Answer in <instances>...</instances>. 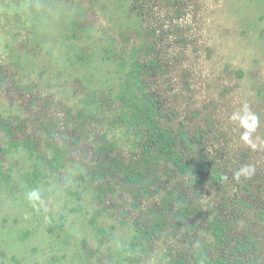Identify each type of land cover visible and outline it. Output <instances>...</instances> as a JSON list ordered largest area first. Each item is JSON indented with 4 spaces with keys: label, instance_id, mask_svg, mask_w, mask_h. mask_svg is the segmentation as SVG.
Returning <instances> with one entry per match:
<instances>
[{
    "label": "trees",
    "instance_id": "trees-1",
    "mask_svg": "<svg viewBox=\"0 0 264 264\" xmlns=\"http://www.w3.org/2000/svg\"><path fill=\"white\" fill-rule=\"evenodd\" d=\"M58 2L45 5L39 19L35 7L12 11L0 0V61L30 69L42 52H31L30 44L43 49L56 36L64 49L50 62L62 61L64 74L75 69L80 74L97 62L107 66L94 65L96 72L82 76L79 87L67 78L56 89L65 95L59 102L40 96L33 82L17 84L33 98L1 108L0 195L27 204L31 212L46 196L62 199L44 211L47 244L62 252L76 240L71 264H264L255 254L260 240L251 234L252 215L246 213L252 204L234 199L238 208L228 220L163 183L184 185L197 196L204 187L225 183L210 153L196 149L186 124L176 125L179 116L171 105L179 75L190 74L181 47L190 42L187 30L193 26L175 22L184 0H113L110 5L104 0L102 10L111 20L119 9L124 12L123 27L113 31H96L88 9L69 10ZM173 6L175 14L168 15ZM14 27L37 34L24 40V50L14 43L20 39ZM6 28L13 32L10 38ZM176 46L179 52L172 54ZM196 111L191 113L199 118ZM202 122L197 142L223 128ZM125 201L139 212L134 220L129 211L114 213L126 210ZM240 214L247 215L243 223ZM259 217L264 221L263 210ZM83 230L89 239L79 241ZM0 264L5 263L0 259Z\"/></svg>",
    "mask_w": 264,
    "mask_h": 264
},
{
    "label": "rangeland",
    "instance_id": "rangeland-1",
    "mask_svg": "<svg viewBox=\"0 0 264 264\" xmlns=\"http://www.w3.org/2000/svg\"><path fill=\"white\" fill-rule=\"evenodd\" d=\"M1 1L12 11L17 8L19 10L35 7L39 11V19L44 16L45 5L49 2L58 4L60 1L64 7L68 6L69 10L88 9L89 23L93 25L98 23L96 31L109 29L113 31L115 28L123 27L120 21L124 17V12L119 9L114 20H111L102 10L104 0ZM111 1L113 0H107V3ZM184 3L182 8H179L181 18L175 22L193 26L192 31L187 30L190 42L181 47L190 74L188 78L178 74L176 84L178 87L175 90L177 94L173 96L174 102L171 105L176 108L179 116L175 120L176 125L186 124L188 136L196 149L210 153L215 166L225 176V183L214 184L213 189V185L204 187L202 196H197L189 188L176 182L163 183L176 193L185 195L188 200H195L196 205H200L204 210L213 209V212L217 211L228 220L233 219L232 213L238 208L233 207L231 203L234 199L252 204L253 208L246 213L252 215L251 234L260 240V247L255 254L264 260V221L259 217V212L264 211V0H184ZM1 5L4 8V4ZM167 11L168 15L173 16L176 7H170ZM155 14L160 17L158 10ZM153 20L152 17L151 21ZM13 29L20 38L14 41L19 50L26 47L24 40H31L37 36L32 30L21 27ZM3 31L7 38H10L8 34L13 33L8 28ZM50 32L54 35L52 30ZM119 39L124 40L120 33ZM1 43L0 48L4 45V40ZM39 49L42 52L36 55L37 61L25 71L11 66L7 60L0 61V69L4 70V78L0 80V111L2 107L11 109L12 104L21 98L24 102L33 98L24 89L17 88L19 86L17 84L33 82L40 89V93L44 94L40 96L59 102L65 99V95L55 92L67 78L71 86L79 87L82 85V76H91V73L96 72L94 65L99 68L107 66L97 62L89 67H83L80 74L76 73L78 70L75 68V71L68 70L64 74L62 61L50 62L52 56H58L64 49L62 40L54 36L49 41V46L43 49L39 48L38 44L36 46L30 44L31 52ZM47 51H50V54ZM178 52L177 46L172 49V54ZM238 73L242 74L241 78L237 77ZM164 87L162 84L160 88L164 90ZM224 88L228 89L229 93H226ZM165 93L169 95L171 92ZM193 109H198L196 112L200 114L199 118H195L191 113ZM245 110L256 118L249 121L250 128L243 126L240 120L233 119L237 114L243 116ZM204 118L206 123L208 120L216 128H223L221 131L219 129L218 136L211 132L197 142L194 138L198 135L196 127L203 124ZM245 132L249 135L245 136ZM191 155L194 156L193 153ZM2 164L7 166L4 161ZM241 170L246 171L237 176L236 173ZM246 186L249 189H246ZM159 198L160 195H157L153 202ZM61 202L62 199L51 194L36 202L31 212L27 204L25 207L19 206L0 195V259L5 264H16L13 257L21 264H71L72 254L78 248L74 243L76 240H72V246L62 252L52 251V247L47 244L44 211L57 208L56 204ZM125 203L126 210L117 208L114 211L115 215L129 211L130 220H134L139 214L138 210L132 209L127 201ZM247 215L240 214L242 223ZM173 216L174 213L171 217ZM28 231L32 233L23 236ZM77 237L79 241L82 238L89 239L84 230ZM64 254L67 257L62 259L61 256ZM55 256L57 262L51 263ZM145 262L148 264L147 260Z\"/></svg>",
    "mask_w": 264,
    "mask_h": 264
},
{
    "label": "clouds",
    "instance_id": "clouds-1",
    "mask_svg": "<svg viewBox=\"0 0 264 264\" xmlns=\"http://www.w3.org/2000/svg\"><path fill=\"white\" fill-rule=\"evenodd\" d=\"M233 119L234 120H236V119L240 120L241 124L243 126L250 128L251 125L249 124V121L250 120H255L256 118L245 110V114L243 116H240L239 114H237V115L233 116ZM244 135L247 136V135H249V133L245 132ZM244 171H246V170H241L240 172H237L236 175L240 176L241 174H243Z\"/></svg>",
    "mask_w": 264,
    "mask_h": 264
}]
</instances>
